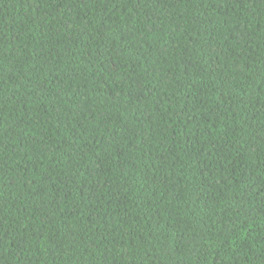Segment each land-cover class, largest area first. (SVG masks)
<instances>
[{"label":"trees","instance_id":"1","mask_svg":"<svg viewBox=\"0 0 264 264\" xmlns=\"http://www.w3.org/2000/svg\"><path fill=\"white\" fill-rule=\"evenodd\" d=\"M0 264H264V0H0Z\"/></svg>","mask_w":264,"mask_h":264}]
</instances>
